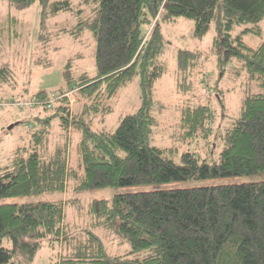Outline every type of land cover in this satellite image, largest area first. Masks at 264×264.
Wrapping results in <instances>:
<instances>
[{
	"label": "trees",
	"instance_id": "trees-1",
	"mask_svg": "<svg viewBox=\"0 0 264 264\" xmlns=\"http://www.w3.org/2000/svg\"><path fill=\"white\" fill-rule=\"evenodd\" d=\"M5 1L21 9L40 3L41 32L50 14L71 10L69 1ZM94 1L92 22L81 18L74 27L60 32L79 37L87 28L92 31L97 42V74L74 78L72 61L66 63L64 81L68 86L76 83L79 110L75 113L67 96L51 108L45 104L50 100L45 91L34 96V102L53 113L31 118L35 125L30 124V147L18 148L12 165L0 170V198L64 192L70 182L76 190H95L264 173V38L251 47L242 37L231 35L241 24H252L247 31L262 35L264 0ZM182 17L194 20L198 39L215 23L218 33L213 51L220 66L236 60L241 64L238 73L247 71L262 88L261 93L244 98L215 163L186 151L178 164L171 159L175 149L150 145L157 125L153 113L164 108L154 98L155 84L165 73L160 62L165 51L162 24ZM144 26L149 27L147 34ZM177 62V88L188 93L201 55L179 50ZM135 76L140 78V108L123 117L112 132L93 130L91 117L112 112L110 101ZM12 78V70L0 66V85ZM69 92L72 90L62 89L58 95ZM54 118H59L64 130H76L81 136L77 167L68 158L67 140L49 148L48 125ZM216 119L210 103L183 106L179 139L189 143L210 138ZM90 212L93 226L117 232L129 240L132 253L146 251L147 255H110L99 237L89 231L85 240L69 237L62 202L5 204L0 206V264L34 261L43 240L66 245L67 253L58 264H264V182L117 195L111 201H93Z\"/></svg>",
	"mask_w": 264,
	"mask_h": 264
},
{
	"label": "rangeland",
	"instance_id": "rangeland-1",
	"mask_svg": "<svg viewBox=\"0 0 264 264\" xmlns=\"http://www.w3.org/2000/svg\"><path fill=\"white\" fill-rule=\"evenodd\" d=\"M69 1L71 10L50 14L46 29L40 31L43 6L34 3L21 9L0 0V66L12 70L13 78L0 85V102L14 101L33 103L34 96L45 91L49 98L60 90H72L68 100L73 112L79 110L74 91L76 83L68 86L64 81L66 63L72 61V76L86 73L90 77L97 74L95 63L96 39L87 28L79 37L60 32L63 28L74 27L81 18L93 20V9L97 2L90 0H52ZM50 9V6L48 7ZM262 35H256L248 28L252 24L236 25L231 31L232 37H242L251 47H257L264 38V20L260 23ZM165 51L160 62L165 66L164 75L157 80L154 98L164 105L153 114L157 125L150 139V145L165 149H175L171 159L180 163L182 153H197L202 161L215 163L225 146L226 130L239 117L244 98L247 95L261 93L262 88L247 71L238 73L241 64L236 60L223 63L217 52L213 51V39L218 30L212 23L203 39L194 36L195 22L188 18H179L175 23H163ZM148 33L149 27H143ZM44 33V34H43ZM40 34L42 37L40 38ZM179 50L197 51L201 55V65L191 79V89L181 93L177 88ZM140 78L135 76L123 86L110 101L112 112L91 117V126L95 131L112 132L117 129L123 117L135 113L141 106ZM210 103L217 112L214 134L208 139L196 138L189 143L179 139L181 108L186 105ZM56 104V103H54ZM53 111H45L42 106L21 108L19 106L0 107V170L12 165L14 153L18 148L30 147L32 130L30 124L34 115L49 116ZM50 132L49 148L53 150L59 142L67 140L68 158L72 167H77L78 143L80 134L76 130L66 131L60 126L59 118L48 125ZM264 182V173L225 176L211 179H191L168 183L125 186L95 190H76L70 182L64 192L43 193L14 198H0V206L5 204H28L41 202H62L65 206V223L69 237L85 240L87 232L98 236L110 255L143 258L147 252L132 253L129 240L113 230L102 226H93L90 206L95 200L111 201L117 195L129 193H151L176 189L217 187ZM67 253L66 245L61 241L50 243L43 240L34 261L20 259L18 264H58L62 255Z\"/></svg>",
	"mask_w": 264,
	"mask_h": 264
},
{
	"label": "built area",
	"instance_id": "built-area-1",
	"mask_svg": "<svg viewBox=\"0 0 264 264\" xmlns=\"http://www.w3.org/2000/svg\"><path fill=\"white\" fill-rule=\"evenodd\" d=\"M68 97L69 96V94L67 93L66 95H64V96H60V95H58V94H53V96L50 98V100L49 101H46V105L48 106V108H51L52 107V105L56 102V101H58L59 99H61L62 97ZM19 106V107H21V108H26V107H29V108H35V107H37V106H39L40 105V103L39 102H33V103H25V102H18L17 104H16V102H14L13 100L12 101H7V102H0V107H3V106H6V107H8V106ZM31 128H33V126L32 125H29Z\"/></svg>",
	"mask_w": 264,
	"mask_h": 264
}]
</instances>
